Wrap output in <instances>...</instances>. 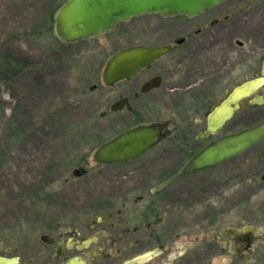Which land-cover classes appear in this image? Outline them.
Masks as SVG:
<instances>
[{"label":"flooded vegetation","instance_id":"1","mask_svg":"<svg viewBox=\"0 0 264 264\" xmlns=\"http://www.w3.org/2000/svg\"><path fill=\"white\" fill-rule=\"evenodd\" d=\"M263 8L264 2L226 0L193 16L150 13L154 15L150 18V44L118 48L102 63L100 85L128 87L120 89L109 105L111 112H121L116 122L127 126L101 144L140 125L161 123L162 133H169L127 161H94L96 167L92 169L84 157L77 156L63 183L60 177L64 173L56 169L58 180L50 188L43 186L32 200L34 211L26 225L13 227L0 239V258L9 264H216L217 258L222 264L258 263V256L264 254V139L219 164L158 186L220 137L264 121V81L249 87L241 85L264 79V50L235 49V44L243 48L244 40L234 30L237 24L255 22ZM130 20L120 21L104 35L114 31L131 35L132 28L124 26ZM171 20L176 21L172 27L168 24ZM169 32L175 35L170 41L151 40L154 34L164 36ZM220 32L228 36L220 38ZM263 38V33L252 30L244 39L258 43ZM137 44L172 48L136 74L106 83L104 71L110 58ZM145 85H150L147 90H143ZM163 85H210V89L198 92L194 109L189 105L185 113L155 117L153 93ZM217 85L228 87L224 90ZM239 87L243 89L237 103L232 104L235 111L231 118L216 131H209L210 115ZM148 94L150 101L146 99ZM145 110L150 111V118H146ZM106 114L105 110L102 116ZM161 145L163 150L155 156L153 150ZM164 156L174 160L173 172H150ZM203 173H210L214 182L211 203L202 204L201 196L186 199V204L180 202L181 188L174 191L171 186ZM203 205L205 215H211L204 225ZM226 218H231L230 225L221 227L219 234L215 228L201 239L199 231Z\"/></svg>","mask_w":264,"mask_h":264},{"label":"rangeland","instance_id":"2","mask_svg":"<svg viewBox=\"0 0 264 264\" xmlns=\"http://www.w3.org/2000/svg\"><path fill=\"white\" fill-rule=\"evenodd\" d=\"M239 1L243 0H230ZM52 6L53 0H0V72L6 54L26 56L33 61L15 76L4 78L0 74V239L9 235L13 227L26 225L34 211L32 200L43 186L50 188L58 180L56 169L64 173L60 177L63 183L77 156L84 157L92 169L96 167L93 154L97 146L127 126L116 122L121 112H111L109 105L117 98V92L128 85H100L102 63L118 48L135 43L150 44V18L154 15L145 13L124 25L132 28L129 36L114 31L73 42L70 49L62 51L55 45V28L49 32L44 27L47 24L44 15ZM175 22L171 20L168 24L172 27ZM234 30L244 40V47L235 44V49L264 50V38L258 43L244 39L247 31L264 34V8L251 25L237 24ZM118 32L120 38L116 36ZM219 34L220 38L228 36V33ZM154 35L151 39L154 43L167 42L175 36L170 32ZM180 35L178 32L177 36ZM209 87L163 85L153 93L155 117L185 113L190 106L194 109L198 92ZM217 87L225 90L228 85ZM146 99L150 101V94ZM105 110L107 114L102 116ZM144 113L150 118V111ZM163 146L153 150L157 152L155 156ZM161 158L150 172L170 175L174 160L167 156ZM210 175H191L173 184L171 189L180 191L181 188L177 199L183 204L195 196H201L202 204H209L214 192ZM205 210L203 205V225L211 220ZM230 224L231 218L210 224L209 228L199 231L201 239L215 228L219 234L221 227ZM258 259L256 264H264V254ZM215 263L222 264L221 258Z\"/></svg>","mask_w":264,"mask_h":264},{"label":"water","instance_id":"3","mask_svg":"<svg viewBox=\"0 0 264 264\" xmlns=\"http://www.w3.org/2000/svg\"><path fill=\"white\" fill-rule=\"evenodd\" d=\"M224 1L226 0H68L57 12L56 32L64 42H76L104 35L114 29L120 21H127L141 14L161 12L166 16L178 14L193 16ZM171 48V45L150 47L142 44L123 48L108 61L104 79L106 83L113 84L130 77L143 68L149 67ZM263 81L262 78L250 80L241 85L249 87L260 85ZM149 86L145 85L143 90H147ZM243 87H239L216 107L209 118V131H216L231 118L235 111L232 104L239 100ZM115 106L113 109H116ZM163 126L164 124L154 123L126 130L101 144L94 151L93 160L98 163H113L138 157L169 133H162ZM263 139L264 121L236 133L222 136L191 158L182 170L158 188L196 170L219 164ZM234 232L238 233L236 230ZM9 263L8 260L0 258V264Z\"/></svg>","mask_w":264,"mask_h":264},{"label":"trees","instance_id":"4","mask_svg":"<svg viewBox=\"0 0 264 264\" xmlns=\"http://www.w3.org/2000/svg\"><path fill=\"white\" fill-rule=\"evenodd\" d=\"M67 0H53V6L49 8V10L46 12L45 21H47V24H45V28L49 32L53 31L55 28V15L60 6ZM55 45L60 46V49L62 51L68 50L71 48L73 43H67L64 42L62 39H60L57 35H55ZM50 37V36H49ZM51 39V37H50ZM33 64V61L26 57V56H19L15 54H6L4 56V63L3 67L1 69V76L4 78L15 76L19 74V72L24 69L25 67L31 66Z\"/></svg>","mask_w":264,"mask_h":264}]
</instances>
